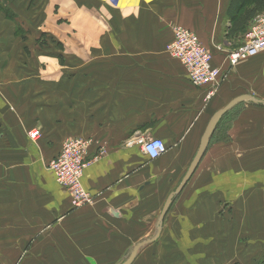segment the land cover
Wrapping results in <instances>:
<instances>
[{
  "label": "crops",
  "instance_id": "crops-1",
  "mask_svg": "<svg viewBox=\"0 0 264 264\" xmlns=\"http://www.w3.org/2000/svg\"><path fill=\"white\" fill-rule=\"evenodd\" d=\"M233 4L10 0L13 16L0 10V264H120L156 238L208 124L246 95L239 80L255 60L208 99L167 47L185 27L227 70L244 36L231 34ZM239 106L132 264H264V157L254 169L251 132L264 106ZM72 138L93 141L90 161L106 151L85 170L92 202L79 208L48 169ZM155 138L168 152L151 161L138 141Z\"/></svg>",
  "mask_w": 264,
  "mask_h": 264
},
{
  "label": "built area",
  "instance_id": "built-area-1",
  "mask_svg": "<svg viewBox=\"0 0 264 264\" xmlns=\"http://www.w3.org/2000/svg\"><path fill=\"white\" fill-rule=\"evenodd\" d=\"M173 40L168 44L167 52L174 60L182 63L188 79L193 87H208V99L215 95L222 82L242 61L264 53V14L257 16L247 28L242 38V45L226 55L229 64L227 70L213 66V55L201 44L195 32L179 26L174 28ZM28 136L34 142L41 138L39 131L29 132ZM93 141L86 138H72L62 146V151L48 166L56 181L71 197V203L79 208L92 202L91 194L84 189L83 179L85 170L95 161L106 155L100 149L92 161L88 160ZM138 145L151 161L160 158L168 152V146L163 140L140 139Z\"/></svg>",
  "mask_w": 264,
  "mask_h": 264
},
{
  "label": "rangeland",
  "instance_id": "rangeland-1",
  "mask_svg": "<svg viewBox=\"0 0 264 264\" xmlns=\"http://www.w3.org/2000/svg\"><path fill=\"white\" fill-rule=\"evenodd\" d=\"M246 1L248 4V9H250V8L254 7V3L256 0H246ZM9 2H10V0H0V7H3L4 9L9 10V15L13 16L11 10L8 8ZM262 14H264V9L261 12H259L257 16L262 15ZM240 35L241 34H238L236 37H239ZM57 58L60 59V57H57ZM251 59H255V60L252 61V63H250V65H249L250 74L245 75L246 76L245 79L239 80L240 84H238V86H241L242 90H246V91H242L243 94L251 96L252 98L253 97L254 98L259 97L258 98L259 100H264V53H261V54H258L256 56L251 57L250 59L246 60L245 63L247 61H250ZM243 106H245V105L243 104V105L239 106V108L236 109V111H233L230 114V116L227 117L224 124H222V127L220 128V132H219V135L217 136L216 140L222 139V137H224L226 135V132L228 131V128H229L231 122L236 117L239 116V114H240L239 110L241 109V107L243 108ZM256 114L262 115L264 113H256ZM257 121H258V119H254L253 122L251 123V124H254V125H251L252 136H254V138L252 139V142H253L252 157H253L254 169H255V166L261 165L262 156L264 157V154H261L260 149H259V148H262V146L259 144V136L262 132L261 130L264 129L263 128L264 122H262V124H261V126H262V129H261L260 127H258ZM258 144H259V146H258Z\"/></svg>",
  "mask_w": 264,
  "mask_h": 264
},
{
  "label": "water",
  "instance_id": "water-1",
  "mask_svg": "<svg viewBox=\"0 0 264 264\" xmlns=\"http://www.w3.org/2000/svg\"><path fill=\"white\" fill-rule=\"evenodd\" d=\"M241 103L264 106V101L258 100L254 97L252 98L251 96H248V95H243V96H239L237 99H235L230 104H228L224 109H222V110H220L214 114V117L211 119L210 123L208 124V126L206 128V132L204 133V135L200 141V147H199L198 152L194 158V161L192 162L188 171L186 172L187 174L185 175V177H184L183 181L181 182V184L179 185L178 189L174 193H172L171 196L166 201V204L162 210V213L160 215V220L158 223V229H157L159 231L158 235L153 240L146 241L144 243L136 245V247L132 250L129 258L120 264H132L135 261V258L137 256L138 252L144 247V245L155 242L158 239L159 234L161 233L162 223H163V220L165 218L164 216L167 214L169 208L171 207V204L173 203L172 202L173 199L177 195H179L180 192L185 188L184 187L185 184L193 176L194 171L197 169L198 165L203 160V157H204L205 153L207 152V150L210 146L211 138L213 137L218 124L225 117V114L232 111L234 108L239 106V104H241Z\"/></svg>",
  "mask_w": 264,
  "mask_h": 264
},
{
  "label": "trees",
  "instance_id": "trees-1",
  "mask_svg": "<svg viewBox=\"0 0 264 264\" xmlns=\"http://www.w3.org/2000/svg\"><path fill=\"white\" fill-rule=\"evenodd\" d=\"M232 1L234 2V4L232 6L231 12V14L233 15V26L231 28V34L237 35L243 32L245 33L250 23L257 17L258 13L264 9V0H256L254 3V7L250 9H248L246 0ZM0 10L7 15L9 14V10L4 9L3 7H0ZM221 124L222 121L218 124L216 130L220 128Z\"/></svg>",
  "mask_w": 264,
  "mask_h": 264
}]
</instances>
